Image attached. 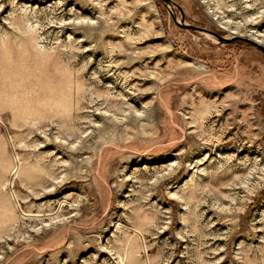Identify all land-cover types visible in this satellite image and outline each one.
Returning a JSON list of instances; mask_svg holds the SVG:
<instances>
[{
    "label": "rangeland",
    "instance_id": "374dc122",
    "mask_svg": "<svg viewBox=\"0 0 264 264\" xmlns=\"http://www.w3.org/2000/svg\"><path fill=\"white\" fill-rule=\"evenodd\" d=\"M244 38L264 0H0V264H264Z\"/></svg>",
    "mask_w": 264,
    "mask_h": 264
},
{
    "label": "water",
    "instance_id": "95a60500",
    "mask_svg": "<svg viewBox=\"0 0 264 264\" xmlns=\"http://www.w3.org/2000/svg\"><path fill=\"white\" fill-rule=\"evenodd\" d=\"M164 2H166L167 4L171 3L172 0H163ZM184 26L187 27V28H190V29H194L196 31H200V32H204V33H207V34H212L213 36L217 37L220 41H224V42H230L236 38H240V36L238 37H232V38H226L224 36H222L221 34L213 31V30H210V29H207V28H204V27H200V26H196V25H193V24H187L184 22ZM245 40H247L248 42L256 45L258 48H260L263 52H264V45L260 44L259 42L257 41H254V40H251V39H247V38H244Z\"/></svg>",
    "mask_w": 264,
    "mask_h": 264
},
{
    "label": "bare ground",
    "instance_id": "6f19581e",
    "mask_svg": "<svg viewBox=\"0 0 264 264\" xmlns=\"http://www.w3.org/2000/svg\"><path fill=\"white\" fill-rule=\"evenodd\" d=\"M210 35H212V34H210Z\"/></svg>",
    "mask_w": 264,
    "mask_h": 264
}]
</instances>
